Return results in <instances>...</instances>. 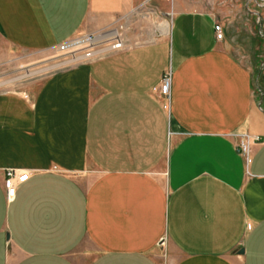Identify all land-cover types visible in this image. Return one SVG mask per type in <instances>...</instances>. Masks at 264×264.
<instances>
[{
  "label": "crops",
  "instance_id": "1",
  "mask_svg": "<svg viewBox=\"0 0 264 264\" xmlns=\"http://www.w3.org/2000/svg\"><path fill=\"white\" fill-rule=\"evenodd\" d=\"M254 18L258 0H0L13 48L127 24L124 49L0 90V264H264V72L234 46ZM9 168L29 177L8 200Z\"/></svg>",
  "mask_w": 264,
  "mask_h": 264
},
{
  "label": "rangeland",
  "instance_id": "2",
  "mask_svg": "<svg viewBox=\"0 0 264 264\" xmlns=\"http://www.w3.org/2000/svg\"><path fill=\"white\" fill-rule=\"evenodd\" d=\"M155 17L150 20L157 25L162 19L159 14ZM166 22L164 21L162 24ZM248 24V21L241 23L244 37L242 36L240 43L234 42V46L236 44V53L252 58L258 77L259 73L264 72V30H258L259 22L256 21V18H254L253 24L250 23V27ZM126 26V22L121 21L119 24L115 22L106 28H117L124 36ZM157 37L158 32L155 30V33L148 39ZM62 60L63 56L59 55L55 48L26 50L9 47L0 40V90H15L26 94L38 80L62 67ZM257 87L259 88V85Z\"/></svg>",
  "mask_w": 264,
  "mask_h": 264
},
{
  "label": "built area",
  "instance_id": "3",
  "mask_svg": "<svg viewBox=\"0 0 264 264\" xmlns=\"http://www.w3.org/2000/svg\"><path fill=\"white\" fill-rule=\"evenodd\" d=\"M264 0H258L261 6ZM121 28V27H120ZM115 30L114 35L104 38H97L98 35ZM215 36L217 39L223 38V30L220 24L214 25ZM125 48V39L120 30L117 28H104L93 32H77L73 36L59 42L55 49L57 53L63 56L62 67L69 64L86 62L98 58L104 54L119 51ZM170 74L165 73L158 85L157 92L160 96L169 98L170 94ZM258 139V136L248 132L238 135L236 150L241 154L246 163L251 159V144ZM29 177V172L21 169L9 168L5 170L3 187L5 196L9 200L15 195L17 185L24 182Z\"/></svg>",
  "mask_w": 264,
  "mask_h": 264
},
{
  "label": "bare ground",
  "instance_id": "4",
  "mask_svg": "<svg viewBox=\"0 0 264 264\" xmlns=\"http://www.w3.org/2000/svg\"><path fill=\"white\" fill-rule=\"evenodd\" d=\"M165 28H166V31H167V30H168V25H166ZM114 31H115V30H111V31H109V32H114ZM166 31H165V32H166ZM109 32H106V33H103V34H107V33H109ZM115 32H116V31H115ZM166 33H167V32H166ZM103 34L98 35L97 38H100V39H101V38H104L105 35H103ZM114 34H115V33H114ZM114 34H113V35H114ZM19 184H20V183H19ZM17 186H18V185H17Z\"/></svg>",
  "mask_w": 264,
  "mask_h": 264
}]
</instances>
